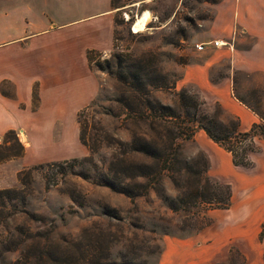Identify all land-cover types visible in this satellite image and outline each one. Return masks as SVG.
Here are the masks:
<instances>
[{
	"label": "rangeland",
	"instance_id": "obj_1",
	"mask_svg": "<svg viewBox=\"0 0 264 264\" xmlns=\"http://www.w3.org/2000/svg\"><path fill=\"white\" fill-rule=\"evenodd\" d=\"M219 1L113 0L116 7L111 6L115 26L112 49L107 54L94 52L93 59L111 60L115 52L132 58L148 56L173 81L170 89H151L152 99L175 108V92L184 89L203 101L194 86L181 83V67L202 58L192 38H202L207 32L212 5ZM144 17L145 27L135 31L134 23ZM213 37L220 35L216 32ZM228 43L219 46L228 49ZM209 46L204 48L210 49ZM235 46L236 52L246 55V43ZM224 56H219L217 64L210 68L212 80L225 74ZM90 66L96 69L92 63ZM101 72L104 78L97 95L77 118L85 128V136L90 141L96 139L95 152L89 153L83 146L77 156L30 164L21 168L20 174L15 173L13 185L8 183L7 175L0 176V186H4L0 189L15 191L13 198L0 207V264H32L31 254L36 250L61 257L63 253L76 254L78 248L92 252L106 264H264V220L256 224L253 232L254 220L245 216L243 188L237 191L229 188L227 208L198 201L191 207L172 211L159 197L160 193L171 197L179 194L166 173L156 185L157 192L148 189L145 195L133 199L80 176L84 171L93 174V169L104 168L112 156L118 155L119 142L127 141L131 132L146 130L143 123H131L124 117L115 101L120 90L114 77ZM232 79L235 97L264 116V87L255 85L243 71H235ZM204 109L217 119L222 117L220 121L231 120L220 116L215 106L205 102ZM182 124L180 119L174 121L173 130L177 132ZM150 134L155 136L153 131ZM178 141L180 157L199 170L203 160L206 174L215 180L208 172L205 154L197 149V142ZM18 143L17 137L3 136L0 157L13 156L2 161L21 155ZM126 156L132 161L144 160L136 153ZM84 157L88 161L80 162ZM46 163L48 166H38ZM17 174L22 183L17 180ZM189 177V173L183 172L176 184L180 188L185 186L188 179L192 181ZM107 213L117 217H108Z\"/></svg>",
	"mask_w": 264,
	"mask_h": 264
},
{
	"label": "crops",
	"instance_id": "obj_2",
	"mask_svg": "<svg viewBox=\"0 0 264 264\" xmlns=\"http://www.w3.org/2000/svg\"><path fill=\"white\" fill-rule=\"evenodd\" d=\"M113 13L110 0H0V140L12 130L22 145L20 156L0 161V176L7 175L10 185L23 167L81 154L77 116L104 78L90 66L86 52L112 49ZM206 28L202 38L193 36L194 44L218 40L229 42L228 49L204 46L197 53L200 60L182 65L181 83L194 86L207 105L247 131L261 119L235 97L232 76L243 71L264 87V0H220L212 5ZM216 32L220 37H213ZM242 42L247 56L236 52L235 45ZM222 55L225 74L212 80L209 70ZM191 139L205 154L215 180L246 192L244 214L254 220V232L264 220V138H254L246 168L234 165L230 153L203 130Z\"/></svg>",
	"mask_w": 264,
	"mask_h": 264
},
{
	"label": "trees",
	"instance_id": "obj_3",
	"mask_svg": "<svg viewBox=\"0 0 264 264\" xmlns=\"http://www.w3.org/2000/svg\"><path fill=\"white\" fill-rule=\"evenodd\" d=\"M110 4L116 7L113 0H110ZM93 53L91 50L86 52L87 61L99 71H105L114 77L117 88L120 90L115 101L120 104L124 117L131 123H143L146 130L140 133L131 132L127 141L119 142L118 155L112 156L104 168L93 169V174L84 171L80 176L83 179H90L96 185L133 199L145 195L148 189H154L157 192L156 185L159 184L160 177L166 173L179 190V194L173 197L164 193L159 194L168 209L172 211L185 209L198 201L227 208L230 203L229 186L210 179L206 174V164L203 160L202 168L199 170L191 167L185 159L181 158L178 140L191 139L195 129H201L213 142L230 153L234 165L248 167L250 161L247 154L255 149L254 138L259 136L264 138V116L251 107L250 109L259 116L261 121L253 123L247 131H239L235 119L227 122L220 121L204 109L202 100L187 90L181 89L175 92L177 98L175 108L162 104L151 98L150 91L151 89H170L173 87V81L169 80L166 73L161 72L154 60L147 58L148 56L132 58L117 52L111 54V60H95ZM237 99L247 107L249 106L241 99ZM178 119L184 124L180 125V130L175 132L174 121ZM77 124L80 143L89 153L95 152L96 139L90 141V138L85 136V128L78 119ZM153 124L157 128L160 127V130H157ZM150 131H153L155 136H152ZM8 135L16 139L12 130L7 131L4 137ZM19 147L22 150L21 144ZM128 153L139 154L144 160H129L126 156ZM8 156L11 157L13 154L0 157V161ZM74 161L76 160L73 159ZM86 161L88 157H84L80 162ZM62 162L66 163L65 160ZM38 166L48 165L46 163ZM183 172L189 173L192 181L188 179L187 184L180 188L178 186L180 184L176 182ZM19 174H17V180L22 183ZM14 193L13 189H0V207L4 206L6 200L12 199ZM107 215L112 218L117 217L110 213ZM77 250L76 254L63 253L61 257H53L47 252L36 250L31 254L32 264L107 263L101 262L92 252L89 253L80 248Z\"/></svg>",
	"mask_w": 264,
	"mask_h": 264
},
{
	"label": "built area",
	"instance_id": "obj_4",
	"mask_svg": "<svg viewBox=\"0 0 264 264\" xmlns=\"http://www.w3.org/2000/svg\"><path fill=\"white\" fill-rule=\"evenodd\" d=\"M211 44L212 46H219L222 44V42L218 41V40H212L210 42H205V43H198V44H194V47L197 51H200L203 49V47L205 45H209Z\"/></svg>",
	"mask_w": 264,
	"mask_h": 264
},
{
	"label": "bare ground",
	"instance_id": "obj_5",
	"mask_svg": "<svg viewBox=\"0 0 264 264\" xmlns=\"http://www.w3.org/2000/svg\"><path fill=\"white\" fill-rule=\"evenodd\" d=\"M146 17L142 18V19H139L137 20L135 23H134V30L135 31H141L143 30V28L145 27L146 25Z\"/></svg>",
	"mask_w": 264,
	"mask_h": 264
}]
</instances>
